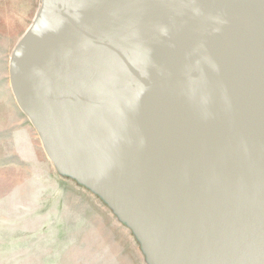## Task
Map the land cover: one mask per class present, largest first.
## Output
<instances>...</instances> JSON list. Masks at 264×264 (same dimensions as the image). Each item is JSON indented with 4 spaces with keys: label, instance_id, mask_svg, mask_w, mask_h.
<instances>
[{
    "label": "water",
    "instance_id": "95a60500",
    "mask_svg": "<svg viewBox=\"0 0 264 264\" xmlns=\"http://www.w3.org/2000/svg\"><path fill=\"white\" fill-rule=\"evenodd\" d=\"M9 80L153 264H264V0H41Z\"/></svg>",
    "mask_w": 264,
    "mask_h": 264
},
{
    "label": "rangeland",
    "instance_id": "374dc122",
    "mask_svg": "<svg viewBox=\"0 0 264 264\" xmlns=\"http://www.w3.org/2000/svg\"><path fill=\"white\" fill-rule=\"evenodd\" d=\"M41 0H0V264H153L133 227L57 170L13 95L12 52Z\"/></svg>",
    "mask_w": 264,
    "mask_h": 264
}]
</instances>
